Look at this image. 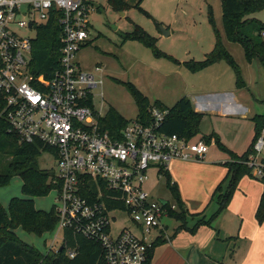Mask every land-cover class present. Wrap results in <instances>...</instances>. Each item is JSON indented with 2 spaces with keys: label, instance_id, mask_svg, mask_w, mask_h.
I'll return each instance as SVG.
<instances>
[{
  "label": "built area",
  "instance_id": "1",
  "mask_svg": "<svg viewBox=\"0 0 264 264\" xmlns=\"http://www.w3.org/2000/svg\"><path fill=\"white\" fill-rule=\"evenodd\" d=\"M103 9L99 0H0V118L23 141L45 145L55 158L61 184L55 191L56 232L63 231L62 243L65 232L73 231L100 244L105 264H150L149 251L166 230L163 219L177 209L154 200L147 190L150 173L161 177L174 161L203 159L210 146L160 132L169 111L157 107L150 125L136 119L119 135L103 131L105 115L96 99L104 100V69L86 71L76 61L91 39L90 16ZM52 21L62 31L60 65L49 78L35 76L32 43ZM16 27L36 37H21ZM254 148L247 165L264 178V127ZM128 219L132 228H114Z\"/></svg>",
  "mask_w": 264,
  "mask_h": 264
},
{
  "label": "rangeland",
  "instance_id": "2",
  "mask_svg": "<svg viewBox=\"0 0 264 264\" xmlns=\"http://www.w3.org/2000/svg\"><path fill=\"white\" fill-rule=\"evenodd\" d=\"M130 8L124 12L113 10L110 1L99 0L104 9L90 16L92 42L77 55V63L83 70L95 73L100 66L104 72L101 92L104 100L96 99V107L106 115L110 108L115 109L128 121H135L138 106L125 83L135 85L152 104L160 101L167 107H173L185 97L191 99L223 91L238 93L239 100L247 108V117L241 115L225 117L204 115L200 134H218L221 142L235 152L242 153L248 148L256 135L253 118L264 114V66L260 60H247L245 50L240 43L227 39L223 23L222 0H125ZM140 2L141 9L136 6ZM210 10L213 21H211ZM124 14V15H122ZM264 23V10L252 16ZM144 28L150 36L157 39V48L181 63L202 61L213 51L218 38L239 66L245 82L244 88L237 87V75L227 62H218L202 71L191 72L183 65H177L167 58L157 57L153 50L137 40L124 41L127 33L135 26ZM21 37L35 38V31L15 28ZM168 34V36H166ZM6 159V158H1ZM229 153L213 143L203 159L181 163V168L173 164L171 179L177 183L182 199H187L191 212H205L210 219L220 208L218 197L214 196L217 188L222 186L226 192L231 178L227 179ZM40 167L51 170L56 168V161L51 151H45L40 158ZM168 177H157L150 173L148 192L156 201L176 203L175 197L167 185ZM23 180L16 176L8 186L0 187V203L8 210L13 198H25L22 193ZM262 194V185L253 175H246L239 181L229 206L212 222L213 228H222L230 236L237 231L236 223L251 227L257 204ZM57 194L52 191L49 196L34 199L37 210L50 211L56 205ZM117 216L120 214H116ZM241 217V218H240ZM239 219V220H235ZM197 218H188V226L194 228ZM120 231L124 227L132 228L131 220L113 223ZM162 226L167 235H173L182 223L176 219H163ZM245 229V228H244ZM25 243L47 254L51 249L60 248L63 231L46 233L43 236L28 234L21 228L13 230ZM155 237L158 233L154 234ZM224 235V236H225ZM57 236V238H56ZM240 242L242 258V235H236ZM153 237H150V241ZM53 251V250H52Z\"/></svg>",
  "mask_w": 264,
  "mask_h": 264
},
{
  "label": "trees",
  "instance_id": "3",
  "mask_svg": "<svg viewBox=\"0 0 264 264\" xmlns=\"http://www.w3.org/2000/svg\"><path fill=\"white\" fill-rule=\"evenodd\" d=\"M140 2L136 7L142 10ZM110 5L113 10L118 12H124L130 8L125 0H110ZM222 8L227 39L243 46L249 62L258 59L264 66V23L252 17L264 10V0H222ZM209 15L213 21L211 10ZM61 36V27L57 21H52L38 29L37 37L32 43L30 63L32 74L35 76L45 75L49 78L59 67ZM128 40L141 42L152 49L157 57L170 59L177 65H183L191 72L202 71L218 62H227L237 75V87H245L238 64L219 38L213 51L207 54L204 60L184 63L160 51L157 48V39L150 36L139 25L135 26L133 32L125 34L124 41ZM91 43L89 41L84 48ZM125 85L138 106L137 119L141 123L150 125L152 123L151 109L157 107L169 111L160 126V132L177 135L187 140H194L200 134V125L205 114L196 112L188 97L180 99L173 107H167L160 101L152 104L132 83H125ZM253 121L256 127L255 138L248 150L241 156L229 150L216 133L202 137V140L208 145L214 140L231 157V160L224 164L228 169L226 178H231L230 185L226 192H223L222 186H219L214 193V196L220 193L217 198L220 209L210 219L204 215L205 212L197 214L189 212L182 200L177 183L172 181L169 170L164 171V175L168 177L167 185L175 197L177 206L176 210L170 211V217L182 223L175 234L183 230L195 233L202 226L211 227L212 222L229 206L239 181L246 175L253 177V171L247 162L250 156L255 153V144L264 127V114L256 115ZM129 123L130 121L113 108H110L101 119L103 131H108L111 135H119ZM45 151H48V147L38 142L23 141L19 134L11 129L9 123L4 118H0V157L6 158L0 160V187L8 186L14 177L19 176L23 180L22 193L25 197L11 199L8 210L0 203V264H105L104 252L100 244L96 240L75 234L73 231H66L61 247L51 249L47 254L23 242L13 232V230L21 228L28 234L43 236L57 230L58 216L55 207L53 206L50 211H42L37 210L34 205V199L47 197L52 191L61 190L60 182H56L55 169L46 170L40 167L39 161ZM257 180L263 186V193L255 217L257 222L262 225L264 223V178H257ZM188 218L192 220L197 218L194 228L188 226ZM231 239L234 238L228 240ZM162 240V238H158L153 248L150 249V264H152L155 247ZM70 253H74L75 256L71 258Z\"/></svg>",
  "mask_w": 264,
  "mask_h": 264
},
{
  "label": "crops",
  "instance_id": "4",
  "mask_svg": "<svg viewBox=\"0 0 264 264\" xmlns=\"http://www.w3.org/2000/svg\"><path fill=\"white\" fill-rule=\"evenodd\" d=\"M238 96V93L234 91H223L195 96V98L192 96L190 100L195 111L205 115H220L225 117L241 115L242 118H246L248 110L241 104ZM213 143L216 142L213 140L209 146L211 147ZM248 148L243 150L242 153L229 150L241 156ZM181 163L186 162H172L168 169L169 172L174 169L173 164L178 165L177 168H181ZM182 200L185 202L190 213L197 214L203 212H191V209L187 205V199L184 198ZM257 208L251 222V227L247 228L245 224L242 225L241 220V224L236 223L238 226L237 231L229 234L230 236L225 235L222 228L208 226L200 227L195 233L183 230L178 234L167 235L165 230L162 234L163 237H158L163 240L155 247L152 264H264V223L260 225L256 220ZM204 215L206 216V211ZM236 235L238 237L242 235V258L239 255L241 247L238 242L240 241ZM229 238L234 239L228 240Z\"/></svg>",
  "mask_w": 264,
  "mask_h": 264
},
{
  "label": "water",
  "instance_id": "5",
  "mask_svg": "<svg viewBox=\"0 0 264 264\" xmlns=\"http://www.w3.org/2000/svg\"><path fill=\"white\" fill-rule=\"evenodd\" d=\"M122 15H124V14H122ZM166 36H168V34Z\"/></svg>",
  "mask_w": 264,
  "mask_h": 264
}]
</instances>
